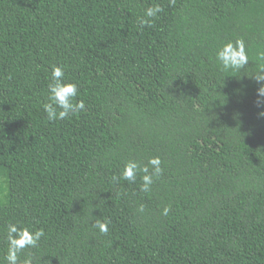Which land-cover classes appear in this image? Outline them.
Listing matches in <instances>:
<instances>
[{
    "label": "trees",
    "instance_id": "trees-1",
    "mask_svg": "<svg viewBox=\"0 0 264 264\" xmlns=\"http://www.w3.org/2000/svg\"><path fill=\"white\" fill-rule=\"evenodd\" d=\"M237 39L249 64L223 72ZM262 50L264 0H0V262L19 222L45 231L33 264H264ZM53 64L86 111L49 122ZM150 156V192L113 181Z\"/></svg>",
    "mask_w": 264,
    "mask_h": 264
},
{
    "label": "clouds",
    "instance_id": "clouds-1",
    "mask_svg": "<svg viewBox=\"0 0 264 264\" xmlns=\"http://www.w3.org/2000/svg\"><path fill=\"white\" fill-rule=\"evenodd\" d=\"M171 2H174V0H171ZM162 11L163 8L159 4L147 7L144 15L138 18L139 25L153 26ZM215 60L218 62L219 69L223 72L238 71L244 68L249 64V55L244 40H228L220 44L215 51ZM255 60L258 71L252 77L257 82L264 81V50L257 52ZM256 91L260 98H264V83H260ZM78 95V85L65 79V67L59 64L51 65L46 101L42 104L46 119L49 122L70 119L86 111L84 101L76 99ZM257 103L264 104V99L258 100ZM258 115L264 116V111L258 113ZM162 174L161 158L159 156H150L147 158L146 163H141L136 159L125 161L119 175L113 176L112 179L114 182L122 180L136 183L139 176L142 181L139 185V190L148 193L151 191V186L155 179H158ZM143 210V205H141L139 211L142 212ZM169 213L170 206H164L161 210V215L166 217ZM110 223L108 220H97L93 227L99 233L107 235ZM45 237L46 234L43 228H30L19 222L7 223L5 228L7 249L3 256V262H0V264H33L34 258L31 254H26L22 261L20 254L25 249L37 248L41 239Z\"/></svg>",
    "mask_w": 264,
    "mask_h": 264
}]
</instances>
